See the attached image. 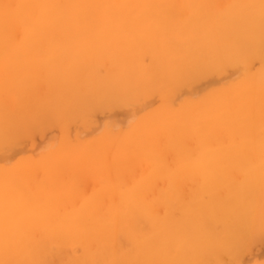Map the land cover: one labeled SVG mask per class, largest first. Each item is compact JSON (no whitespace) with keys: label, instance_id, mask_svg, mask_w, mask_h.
<instances>
[{"label":"bare ground","instance_id":"obj_1","mask_svg":"<svg viewBox=\"0 0 264 264\" xmlns=\"http://www.w3.org/2000/svg\"><path fill=\"white\" fill-rule=\"evenodd\" d=\"M262 243L264 0H0V264Z\"/></svg>","mask_w":264,"mask_h":264},{"label":"rangeland","instance_id":"obj_2","mask_svg":"<svg viewBox=\"0 0 264 264\" xmlns=\"http://www.w3.org/2000/svg\"><path fill=\"white\" fill-rule=\"evenodd\" d=\"M120 114H121V115H120ZM120 114H119V115H120L121 117L126 116L125 112L120 113ZM122 115H123V116H122ZM50 132H52V131H50ZM50 134H51V133H49V132H48V134H47L49 137H48V136H46L45 138H44V137H43V138L38 137L37 140H38L39 144H41L42 146H45V145L47 144V141H49L48 139H47V140H45V139H46V138H49V139H50V138L53 136L54 132H52V135H50ZM39 139H40V140H39ZM41 140H43L44 143H43V141H41ZM50 140H51V139H50ZM41 142H42L43 144H42ZM41 145H40V146H41ZM258 246H259V245H258ZM256 248H257V247H255L251 253L247 254V255H250V254L252 255V253H254L252 256H251V255H250V256H247V255H246V256L244 257V260L242 261V264H243V263H244V264L247 263V261L249 262L250 259H251L252 261H255V260L257 259L255 262H257V261H259V260H260V262H261V261L264 262V261H263L264 259H262V257H264V254H263V253H264V243L260 244V246L257 248V250H256ZM257 251H258V252H257ZM255 253H256L257 256L255 255ZM253 256H254V257H253ZM255 256H256V257H255ZM252 257L254 258V260L252 259ZM257 257H258L259 259H258ZM261 259H262V260H261ZM250 262H251V261H250ZM250 262H249V264H250ZM253 264H254V263H253Z\"/></svg>","mask_w":264,"mask_h":264}]
</instances>
